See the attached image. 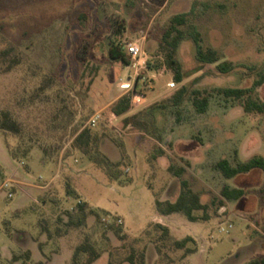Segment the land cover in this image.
Wrapping results in <instances>:
<instances>
[{
	"label": "rangeland",
	"instance_id": "374dc122",
	"mask_svg": "<svg viewBox=\"0 0 264 264\" xmlns=\"http://www.w3.org/2000/svg\"><path fill=\"white\" fill-rule=\"evenodd\" d=\"M177 14H184L188 23L179 47L183 83L166 68L154 71L147 66ZM196 31L205 48L219 51V61L198 59ZM112 39L123 46L138 40L144 66L129 67L113 59ZM5 49L10 54L0 60V111H11L22 129L20 134L0 130V183L14 179L22 188L12 199L0 201V257L7 247L17 249L20 230L32 233L45 258L63 251V262L87 236L103 251L98 264H125L123 257L131 246L146 247L147 264H244L264 256V170L227 177L216 167L222 158L236 164L264 156V114L247 112L240 101L212 90L249 87L264 77V0H0V50ZM223 61L232 63L229 71L218 68ZM10 62L13 66L8 68ZM129 77L144 97L116 115L113 104L131 93L122 86ZM184 84L187 94L175 105L172 96ZM194 89L212 91L207 112L194 106ZM257 94L264 100V82ZM158 103L166 107L155 106ZM97 112L102 119L90 126ZM85 126L119 145L120 160L112 159L121 161L114 169L117 176L74 146ZM26 148L28 156L13 157L12 150ZM170 164L186 168L183 177L205 203L222 198L225 185L243 188L245 194L225 199L219 208L211 205L209 220L192 223L184 213L158 218L156 198L164 193L174 197L181 186ZM67 183L78 190L80 199L66 194ZM82 198L100 217L91 215L80 227L59 222L60 215ZM111 222L131 233L126 240L107 226ZM156 223L170 225L173 239L192 232L198 251L185 255L172 240H162L159 253ZM229 224L227 232L220 230ZM58 226L66 229L61 236L56 234ZM38 263L33 258L20 260Z\"/></svg>",
	"mask_w": 264,
	"mask_h": 264
},
{
	"label": "trees",
	"instance_id": "16d2710c",
	"mask_svg": "<svg viewBox=\"0 0 264 264\" xmlns=\"http://www.w3.org/2000/svg\"><path fill=\"white\" fill-rule=\"evenodd\" d=\"M187 24V25H186ZM188 26L187 18L184 14H177L172 17L168 26L165 28L162 38L159 42L157 53L155 54V59L153 62L147 61V66L150 70L159 71L162 68L170 70L173 74V78L177 83H183L186 79V74L183 70V64L179 57V47L181 42L186 36V29L184 26ZM194 39L197 43V57L199 60L205 63H213L220 60V53L217 49L207 47L205 48L201 42V34L196 31L194 34ZM110 56L113 59L123 61L126 64L130 63V58H128L127 51L125 47L117 39L111 40V46L109 49ZM10 54L9 49L0 50V60L2 58H7ZM14 62V61H13ZM13 62L8 64V68L13 66ZM218 68L221 71H229L232 68V63L230 61H223L218 64ZM264 82V77L255 81L253 85L249 87H214L212 90L223 95L226 98L240 101L243 105L245 111L247 112H258L264 114V100H262L257 94V88ZM187 86L184 84L177 90L173 96L172 101L175 105L180 104L187 94ZM193 103L196 109L201 112H207L210 105V99L212 96V91L209 89H194L193 90ZM132 104V93H126L120 96L117 101L112 106V111L116 115H122L126 113ZM155 106L166 107V104L158 103ZM135 118V122L142 125V122ZM21 124L13 116L12 112L9 110L0 111V130L11 131L15 134L21 133ZM103 135L94 131L90 126H85L80 130L74 138V146L81 150L89 158L104 166L107 171L112 176H117L114 169L118 168L121 161H113L107 154H105L100 149V141ZM97 150H94L93 148ZM30 149L26 148L24 150H12L13 157L23 156L26 157L29 154ZM159 153H165L164 150L159 149ZM216 167L220 169L223 174L227 177H235L241 174L249 173L255 169L264 170V156L255 155L247 161H238L233 164L230 159L222 158L217 161ZM169 170L173 172L176 176L181 178V192L175 201L171 200H161L156 198V208L159 212L163 214H171L175 212L184 213L187 218L191 221L198 220H209L211 214L209 209L211 205H215L217 208L224 205L225 199L237 200L240 199L245 194V190L240 187H231L230 185H225L221 191L222 198L215 197L212 204L205 203L202 201L201 194L195 191L188 179L184 178L183 175L186 172L185 167L176 166L175 164L169 165ZM4 169L0 164V178H4ZM66 194L74 199H80L81 196L78 191L70 184L67 183ZM224 198V199H223ZM202 210L203 214L199 216L196 211ZM91 215L100 217L99 212L90 206L87 201H79L74 209H68L63 215H60L59 222H63L67 227H80L87 223L88 218ZM67 218V219H66ZM110 227L116 236L121 240H126L128 234L124 231L123 226L118 223H109L107 225ZM154 229L160 231L157 240V250L159 253L162 252V246L158 245L159 241L162 240H172V243L177 249H184L185 255L192 254L198 251L197 241L191 236L187 235L184 238L173 239L171 235V230L167 225L162 223H156ZM49 232V236L52 235L50 229L45 228ZM66 232V229L58 226L56 229V234L61 236ZM148 232V231H147ZM140 238H136L135 241L138 242ZM193 243L195 246H191ZM103 251L100 247L87 236L84 241L75 247L72 257V264H93L102 256ZM147 249L131 246L127 254L123 257L124 262H129L130 264H146L147 262ZM31 258V251L27 250L21 253H15L13 255L14 261H19L21 259L28 260ZM38 264H46L41 261ZM109 264H117L113 260ZM244 264H264L263 257H255L246 261Z\"/></svg>",
	"mask_w": 264,
	"mask_h": 264
},
{
	"label": "crops",
	"instance_id": "0c3cea01",
	"mask_svg": "<svg viewBox=\"0 0 264 264\" xmlns=\"http://www.w3.org/2000/svg\"><path fill=\"white\" fill-rule=\"evenodd\" d=\"M100 149L105 154H107L108 156H109V154H108L109 152L108 151L110 150L111 151L110 153H113L112 156L115 157V158H111L110 156L109 157L111 159H113V160H120V153H119L120 147L113 140L112 141H110V140L107 141L106 139L105 140H102L100 142ZM180 192H181V186H180V188L177 189V194L174 197L166 196V193H164V195L161 198H159V199H161V200H171V201H175L178 198ZM156 210H157V212H156V215L155 216L158 217V218H161V219H169V218H171L173 216H177L179 214H182V212H175V213H171V214H163V213L159 212L157 208H156ZM191 222L192 223H196V221H191ZM162 224H164V223H162ZM164 225H167V224H164ZM167 226L170 228V230L172 232L173 231V228L170 225H167ZM126 233L131 234V233L127 232V231H126ZM188 235H191L196 240H198L197 237H196V235H194L192 232L189 233ZM16 239L18 241V247H17V249H12V248H8V247L5 248L4 255H1V257H0V264H6V263L10 264L11 263V260L13 258V255L15 253H17V250L20 249V248H22V250H25V251H27V250L31 251V258L35 259L37 262L43 261L46 264H71L72 257H73V252H71V251H70L71 253H69V255H67L69 257H67V260H65L64 262L61 261L62 255L64 254L63 251L62 252H58L57 251V252H55V254L52 257L45 258L46 252L43 251L41 249L39 243H37L35 241L32 233H30V232H28L26 230H20V231H18L17 238ZM192 254H194V253H192ZM189 255H191V254H189ZM188 259H190V256L187 257V260ZM98 260H96L93 264H98L97 263ZM14 264H20V260L19 261H15ZM125 264H130V263L129 262H125Z\"/></svg>",
	"mask_w": 264,
	"mask_h": 264
},
{
	"label": "built area",
	"instance_id": "2783aa9c",
	"mask_svg": "<svg viewBox=\"0 0 264 264\" xmlns=\"http://www.w3.org/2000/svg\"><path fill=\"white\" fill-rule=\"evenodd\" d=\"M124 47L129 54L130 58L133 59V62H130L128 64L129 67H138V66H144L146 63V59L144 57V52L142 50L141 44L139 43L138 40L135 41H129L124 44ZM128 81H125L122 83L123 87H127L128 91L132 93V100L136 99L137 101H140L141 98L144 97L143 93L139 92L136 90V83L135 79L134 81L129 77ZM176 82L172 81L169 83L171 87L175 86ZM102 119V114L100 112L95 113L89 120V125L90 126H95L97 123ZM24 161L21 163L23 164ZM21 185L19 182H17L14 179H6L0 183V201L4 199H12L17 190L21 189ZM120 222L121 219H118ZM232 226V224L229 225H223L221 227L222 232H227L228 229Z\"/></svg>",
	"mask_w": 264,
	"mask_h": 264
}]
</instances>
